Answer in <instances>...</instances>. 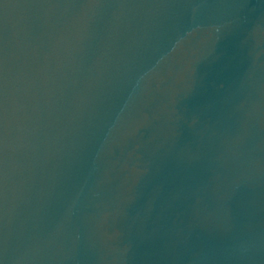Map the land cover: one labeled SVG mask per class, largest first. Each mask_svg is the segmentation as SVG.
<instances>
[{"label":"water","instance_id":"95a60500","mask_svg":"<svg viewBox=\"0 0 264 264\" xmlns=\"http://www.w3.org/2000/svg\"><path fill=\"white\" fill-rule=\"evenodd\" d=\"M0 264H264V0H0Z\"/></svg>","mask_w":264,"mask_h":264}]
</instances>
